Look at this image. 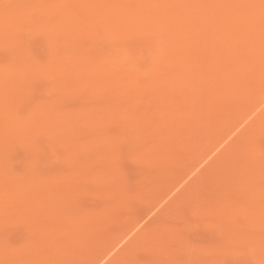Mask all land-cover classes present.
I'll return each instance as SVG.
<instances>
[{"label": "rangeland", "instance_id": "1", "mask_svg": "<svg viewBox=\"0 0 264 264\" xmlns=\"http://www.w3.org/2000/svg\"><path fill=\"white\" fill-rule=\"evenodd\" d=\"M17 1L16 0H0V17H1L0 24L3 18L4 22L2 21V23L5 24L6 22V25L11 27L4 34L0 31L1 33L0 34L1 36L0 37V96L2 97V98L0 97V106L3 108L1 109L0 107V111H1L0 113V197L2 199H5L11 202L18 201V200H23L24 202H26V204H28L26 208L22 207L23 203L19 204L17 202V203H12L11 205L15 204L16 206L15 210L18 212L22 210L23 211L27 210L25 211V213L27 212L28 215L37 216L38 222H37V218L31 219V220L33 222H35L34 220H36L35 224L38 223L37 226L39 227L40 225L42 229H45V225H48L46 220H49V219H52L53 221L55 220L58 224L63 222L62 220L66 221L67 219H72V218L76 219V222L77 223L79 222L78 226L76 225L77 224L76 222H74L75 224L73 223V225L77 226L78 228L79 227L83 228L84 226L85 235H83V237L73 236L70 239H68L67 242L69 243V240L71 241L73 240L72 242L76 246V248H78L77 246H80L81 243L84 242V245L82 244L83 247L81 246L80 249L78 248L79 250H83V248H85L86 246L88 248L90 247L89 249L92 250L91 248L94 246L93 252L95 250L101 252V253L99 252L96 253L95 251L93 253L91 251L93 254H90L89 249H85L84 250L85 252L81 251L80 253L81 257H84L83 259L85 261H81L82 260L81 257L79 258L76 257L77 260L75 261L77 262V264L79 262L78 259H80L81 264H85V263L88 264L90 260L92 259L94 260L93 256L95 258L97 257L95 259L97 260L98 258L101 257L102 254H104L107 251V249L106 251L104 250V247H106L107 245V240L114 241L113 243H111V245L114 244L120 238V236H122L126 231H128V229L133 228L134 226H136V228L134 229V232L136 233L138 232L139 229H142V228L145 229V227H147L145 231V233L147 232L146 234H148V232L150 234L152 231H157L160 226L166 230L168 229V231L171 234L166 233L167 235L170 234L167 236L168 237L167 239L169 240L171 239V240L166 244V246L167 245L169 247L172 246L171 250L168 246L167 247L165 246L166 249L165 247L164 248L159 247L160 248L159 249L157 248L156 245L155 246L153 245V242H150V244H152L154 248L151 245H150L151 248L149 246L147 247V244L149 243V241L151 240L153 241L152 239L153 237L151 238V240H149L150 239L149 237L148 239L149 241L147 242H146L147 239L146 240L138 239L137 243H132L129 245L126 244V246L125 245L120 246L122 249H119L118 254H117L118 255L117 257L120 259L114 258V261L116 260L115 262L114 261L112 262V260L109 262V260L106 258L102 262H100L101 264H130V263L133 264L134 261H137V263L134 262V264H138V263L139 264H159V263H162V264L164 263L165 264H220V263L221 264H261L262 263L264 264L263 263L264 257L262 253L260 254L261 252L260 250H262L261 248L264 247V244L262 247L261 246L262 243H261L259 236L255 234V233L259 234V232L251 231L250 234L254 236L250 240H248L247 236L249 234H247V232L250 231L251 229V225H250L251 219H248V215L245 214L244 209H241V207L245 204L246 206H249V204L251 203L255 204L256 201H258V199L249 198V200L247 199V201H245L246 203L245 202L242 203V200L240 198L239 199L237 198L236 203L239 204L240 210H238L239 212L235 213V215L233 216V219L215 217V216H212V217H215L214 219L213 218L206 219L205 218L206 216H202L203 210H204L203 207H200L198 205L199 198L201 195H203V193L205 194L210 193L216 196L220 194V191L217 188H215L217 187V185H215L214 182L217 181L222 175V172H223L222 170H224V168L222 169V166L230 167L233 169H241V167L242 168L245 167L244 161H242V159L240 158V155L241 157L244 156L242 155L244 154L243 151L240 152L241 154L239 153L240 155L234 152L236 155L232 154L230 158L229 157L227 158L226 156L227 154L224 155L225 157L220 155V153H222L221 152L222 149L225 147L227 148L229 146L227 143L228 141L233 140L234 142L235 138L237 140L240 139L238 140L240 142L238 141H237L238 143L236 142L239 145L240 144L245 145L250 141L247 147L253 146L252 148H250V152L251 151L252 152L250 153L247 151L245 155L247 153H250V155L251 154L253 155L251 157H255V158L257 157L256 159H258V161L260 160V164H258L260 166L264 163V114H263L264 113L263 111L264 110V57H263L264 56V52H263L264 46L262 47L263 48L262 49L259 45H257L259 44L260 41L262 42V44H264V40H263L264 39V34H263L264 33V6L262 7L261 0H243V1L242 0L240 1L239 0L238 1L229 0V2H227L228 5L226 4L227 7H225L223 12L221 8L218 11L214 10V8H216V3L214 0H210V2H208L209 0L208 1L204 0V2L203 0H191V1L190 0H180L179 1L180 3H178V0H171V1L160 0L161 2L160 7L158 4L160 2L158 0H147V1L142 0L141 2L140 0H138V2L137 0H132V1L127 0V2L124 3L120 7H117V6H118V3L122 1L118 2V0L114 5H113V0H92L91 2L90 0H87L88 2L86 3V5L83 3L79 4L77 2L79 0H75L76 3L74 2V0L73 1L68 0L69 2H67V0H63V1L62 0L60 1L59 0H44V1L43 0H39V1L38 0H28V1L27 0H17ZM26 1L29 3H27ZM55 1L56 3H54ZM187 1H189L188 2L189 4L187 3ZM192 1L194 2L195 5L190 3ZM30 2H33L34 4ZM70 2L72 3V6H70ZM135 2L137 3V5ZM196 2L197 3L199 2L200 4H202V6L199 4L201 7L200 9L198 8L199 5L196 4ZM207 2L209 5H207ZM243 2L244 3L246 2L247 5L246 3L243 4ZM40 3L42 6L40 5ZM236 3H239V4L241 3V6L238 7V4ZM59 4L60 6H58ZM145 4H146V7H145ZM162 4H163V7H162ZM37 5H39L40 7ZM99 5H100V8H103V9L98 10L97 13L94 12L96 8H99L98 7ZM210 5H213L214 7ZM52 6H55V7H52ZM106 6H107V9H106ZM167 6H170L171 9L170 7H167ZM16 7L18 9H16ZM43 7H46V9ZM88 7L90 9H88ZM209 7L211 8V10L212 9L213 10L210 11ZM247 7L253 10L251 12V15L253 12H255L251 17L248 16L249 18H247L246 17L247 15L243 14L242 12V10L246 12L244 9H246ZM14 8L16 10H19L20 8L19 11L21 12L22 16L18 14L19 11H16ZM53 8H55V10ZM129 8L133 11L130 12L131 10ZM197 8L200 11H198ZM168 10L170 11V13L167 12ZM116 11L117 12L119 11L118 12V14H120L119 17H117L118 14L117 15L111 14ZM124 11H127V12H124ZM188 11L191 13L190 14L188 13L187 15L186 12ZM91 12L93 14H91ZM207 12L209 13V15L207 14V19L203 18L204 16L206 17ZM85 13H86L85 17L88 19L84 17ZM8 14H10L11 19ZM23 14H25V16ZM68 14H70L71 16ZM89 14L92 16H90ZM166 14L171 15V17L169 15L167 16ZM74 15L77 16L76 18L78 19V21L75 20L76 18ZM151 15L153 16L154 20ZM220 15H222L223 18ZM224 15L226 16L224 17ZM69 17L70 18L72 17L74 21L72 20V21L67 22L66 19ZM218 17L219 18L221 17L224 20V22L222 21L221 18H220L221 20H219ZM16 18L17 19L19 18V20L17 21ZM63 18L64 19L66 18V19L64 20ZM149 18L152 19V21L149 20ZM169 18L171 20H169ZM187 18L190 21H188ZM208 18H209V21H208ZM7 19L9 20L7 21ZM28 19H30V21ZM158 20L160 21V23L158 22ZM177 20L179 21V23L181 22L183 23H181L179 26V23ZM20 21L22 22L20 23ZM98 21L99 23L97 24L96 22ZM138 21L141 23H138ZM168 21L171 22V24L169 23L171 26L170 25L166 26L168 24L167 23ZM39 22H41L42 24ZM92 22H95L97 24V27H96V24L93 23V25L95 26L93 30L91 29V31H93L91 33L92 35H90L88 38H85L83 40H79L78 43L76 40H73L74 37L76 38V35L79 34V30L81 33V30H83V27ZM143 22H145L144 25H143ZM204 22L206 23L204 24ZM35 23L36 24L39 23V25L38 24L36 25ZM71 23L72 24L75 23L76 26L75 25L73 26L76 29H74ZM213 23H214V27L216 26L215 28L210 25ZM9 24H12V26ZM106 24H109V25L107 26ZM217 24L220 26L218 27ZM234 24L237 26H235ZM164 25H165V28H164ZM36 26L38 27L40 26V27L36 28ZM151 26H152V29H151ZM221 26H224V27L221 28ZM239 26L242 27V29L239 28L241 29L240 32H237V34L234 33L232 35V30ZM243 26H246L244 28L245 30L243 29ZM261 26H263V28ZM67 27L71 29H68ZM126 27H127L129 35H127ZM186 27L188 29H184ZM217 27H218V30L216 29ZM124 28H125V31H123ZM258 28L259 30L261 29L260 35L263 34L262 35L263 37L259 36V31L256 32V29ZM131 29L133 30L131 31ZM135 29L137 30V32H135L136 31ZM173 29L175 31L177 30L176 31L177 33ZM72 30H74L75 32L73 33ZM109 30L110 31L112 30V33ZM253 30L257 34L253 33L254 32ZM179 31L181 32L179 33ZM228 31L229 33H231L230 34L231 37H229L230 35L228 36ZM105 32L107 33V35ZM95 33H96V36H95ZM72 34L74 35L73 38L71 37ZM170 34H173V35H170ZM220 34H224V35H222L221 37H218L220 36ZM174 35L175 36L179 35L181 39L179 36L175 37ZM246 35L247 37L250 35V37L246 39ZM252 36H254L255 38L258 36L262 39L258 43H252L251 41H255V38ZM120 37L122 38V40ZM232 37L234 39H232ZM162 38H163V41H162ZM238 38H239V42L237 40ZM92 39L93 41H91ZM168 39H169V42H167ZM226 39L229 41L231 45L233 44L231 47H230V44H228V41ZM235 40H237V42ZM257 40H259V38L258 39L256 38L255 42H257ZM179 41H181V43H179ZM214 41L216 43H214ZM233 41L235 44L233 43ZM240 41H242L241 47L239 46V44H241ZM247 41H248V44L245 43ZM173 42H174V45H172ZM82 43L84 44V46ZM177 43H179V45ZM249 43L252 44L251 47ZM176 44L179 47H177ZM215 44L217 45L213 46ZM236 45L239 47L238 48L235 47ZM243 45L244 47L247 45L245 47L247 49L246 55H248L249 52L251 53V55H248V57L245 56L242 58V56H244V54L246 53L245 52L246 49L243 48ZM169 46L170 47L173 46L174 48H170ZM221 46L225 48H222ZM227 46L230 48L228 49ZM247 47L250 49V51H248ZM258 47H260L261 49ZM94 48L96 50H94ZM235 48L237 50L238 55L236 54L235 51H233V49ZM163 50L166 52V54ZM242 50H244L245 53ZM255 50L256 52H254ZM238 51H240L241 54L243 53V55L241 56L238 53ZM81 52H84V53H81ZM161 52L163 55L161 54ZM212 52L214 53V56L212 55L213 54ZM223 52H226V54ZM175 53H177L178 55H176ZM216 53H219L220 55L217 57ZM224 54L226 57L225 56L223 57ZM259 54L260 55L262 54V56L260 57ZM208 55H212V56H209L210 57L209 58ZM253 55L254 57H258L259 59H261L259 60L260 63H258L259 61H256L258 60V58L256 59L252 57ZM157 56L159 57L162 56V57L159 58ZM249 56H250V61L253 60L254 63L257 62L256 63L257 67L255 66V68H253L255 71L252 69L254 72H252L251 75L249 74L250 75L248 76L249 78L246 77L245 79H242L240 82V85L239 84L236 85V87L238 88H236V90L233 91V93L234 92L240 93L241 97L244 96L243 98L240 97V99L244 102H242L240 99H238V101L240 100L241 103L240 101L239 102L236 101L237 98L231 99L230 98L231 95L225 93L224 88H221V87L211 88V86L213 85V82L215 84V80H216V83H221L222 81H225L226 79L228 81L229 80L231 81V79L235 75L241 76V74L245 72L243 71L244 67L246 68L244 64L246 63L245 61L247 59L249 60ZM167 57L168 58L170 57V58L167 59ZM214 57H217V58L214 59ZM262 57H263V60H262ZM179 59H181L182 61ZM183 59L187 60V61L185 60L186 63L184 62ZM212 59L214 61L218 59L219 61L218 62L216 60L218 63L215 61V65L217 63L216 65L217 71L214 68H211V66L209 68V65ZM240 59H243V60L240 62ZM162 60H163V63H162ZM226 60L227 62L224 63L223 61H226ZM118 61L120 64L118 63ZM58 62L59 64H57ZM168 62H171V63L169 64ZM62 63L64 66H60L62 65ZM189 63L192 67H190ZM219 63L223 67H221ZM261 63L263 66L261 65ZM201 64L203 65L201 66ZM225 64H226V67H224ZM227 64L229 66L228 69L229 70L231 69L230 70L231 72L228 71ZM241 66L243 67V69L241 68ZM59 67H61L62 69ZM188 67H189V70H188ZM201 67H203L204 69ZM157 68H159V70ZM183 68H186V69H183ZM219 68L220 69L226 68L228 71V73L226 72L227 75L226 73H224L226 69H223V70L221 69L224 74L222 75V73L220 74L221 70H218ZM211 69L214 70L213 73ZM235 69L237 72L235 71ZM96 70L98 71L96 72ZM124 71L125 73H127L128 71L129 72L125 74ZM239 71L241 74L239 73ZM201 72H203L204 77L202 76ZM185 73L187 74L186 76H185ZM189 75L192 80L189 78ZM256 75L257 76L259 75V77H257ZM87 76L89 77L91 76V77L89 78ZM161 76H163V78ZM198 76L199 78L197 79ZM222 76H223V79L221 78ZM187 78L190 79L192 83L187 82L188 81ZM193 78H195L194 81H193ZM219 78L221 80H219ZM183 79H184V82H183ZM258 79H260L259 80L260 82L256 81ZM4 81H5V84H4ZM169 81L170 83H168ZM205 81L206 82L208 81L210 83L208 82L205 83ZM201 82L203 84L205 83L204 86H202ZM251 82H253L252 85H251ZM165 83L167 85H165ZM206 84H207L206 86L207 88L209 89L211 88L209 91L210 93L212 92L211 93L212 95L209 94L211 95V97L207 94L209 93L207 92V90L209 89L205 87ZM256 84H257V87H256ZM117 85H120V86H117ZM261 85H262V88H260ZM154 86L158 88V90ZM215 88H217V91ZM257 89L260 92L256 91ZM4 90L7 92L8 97L2 96V92L6 93ZM240 90L242 92H240ZM10 91L13 93H10ZM218 91L219 93L222 92L219 94L220 96L216 95V97L219 96L218 99H215V97L213 98L212 97L213 94L215 96V94H218L217 93ZM194 92L196 94H194ZM243 93L244 94L247 93V95H244ZM250 93H253V94H250ZM224 94L226 95V97ZM240 95L238 94V98ZM248 95L251 96L250 97L251 99L248 98ZM246 96H247V99L245 98ZM191 97L194 99H192ZM173 98L175 99L173 100ZM213 99H215V102L213 101ZM227 100H229L228 103H227ZM193 101L196 103L194 104ZM217 101H220L217 104L218 107H214L215 105L213 104L216 103ZM234 101L238 103V106H235L237 105V103H235ZM211 102H213V104ZM221 102H223L224 107L221 105L222 104ZM210 104L213 105L214 109H212L213 107L209 109ZM113 105L115 107H113ZM188 108L190 109L189 111H188ZM196 108L197 109L199 108V109L197 110ZM94 110L96 112H94ZM252 110H254V112H252ZM237 111L239 112L241 111L242 113L240 112L241 114H239V112ZM16 112L18 115L16 114ZM226 112L229 114H227ZM9 113L11 115H9ZM88 113L90 116L88 115ZM6 114L11 116L10 122L8 120L9 117ZM97 114H99V116ZM237 114L239 115L237 116ZM92 115H94V117L96 115L95 119ZM196 115L199 116L200 118L198 117L196 119ZM248 115L249 117H247ZM163 117H165V119ZM82 118L83 120L85 119L83 121L85 122V124L81 121ZM245 118L247 119L244 121ZM137 120H139V123ZM252 120L256 121L254 122L255 131H256L255 134H253L254 130L250 132L251 134H253L252 136H254V138L250 136L251 135L250 133L248 137L247 135H245V137H247L246 139L244 136L242 138H237V136L235 137V135H237L238 132L242 131L244 127L246 126V124H248ZM86 121L87 122L89 121V122L87 123ZM132 121L136 122L138 125L136 123L134 124ZM183 121H186L184 122L185 124L183 123ZM212 121H214V123ZM148 123L151 124V126ZM153 123L155 124L153 125ZM141 124H142V127H141ZM174 124H176V126ZM211 124L213 125V127H211L212 126ZM162 125H164V127ZM258 126L259 128H257ZM179 127H180V130H179ZM135 129H136V132H135ZM202 129L204 132L201 131ZM207 129H210V131ZM73 131H76V132H73ZM98 134L99 136H97ZM165 135L167 136V138H165L166 137ZM225 136L226 137L228 136L227 139ZM161 138H162V141H160ZM27 139H29L30 141ZM171 140L172 141L174 140L175 142L174 141L172 142ZM166 142L168 144H166ZM230 149H231V146H230ZM165 150L167 151L166 154H165ZM231 150L233 151L234 149L232 148ZM211 151H213V153ZM150 152H152L151 155H150ZM230 152H228L229 155L231 154ZM143 153L146 155H143ZM145 156H146V159L148 158L147 161L145 160ZM159 158L161 159V161L163 160L162 163ZM178 159L181 160L182 163L179 162ZM249 165L251 167L250 174L248 175L249 177L247 176L245 178V182H242V183L245 185L244 187H247L251 193L253 190V193L262 192L264 195V185L262 184L264 183V178H263L264 173H260L262 170L264 172V169H263L264 164L262 165V167L259 166V168H261L260 172L258 170L255 171L257 169L256 165L253 164V167H252V164H249ZM154 169H157L159 171L154 170ZM109 171L111 175H109ZM6 172L8 173V175ZM106 172H108L107 173L108 175L106 174ZM258 172L260 173V175ZM167 173L169 174L167 175ZM108 176L109 178L107 179ZM169 178H170V181H169ZM214 188H215V191H214ZM98 189H100V191ZM54 203L56 205L58 204L57 208H53V211H52L53 214L51 213L50 216L47 218V214H45L44 212L45 210H48L47 208H49L51 204H54ZM11 205L5 206L0 202V225H1L0 226L1 227L0 228V243L1 242L6 243V245H8V249H12L11 251L14 253L16 252L14 249L16 250L19 249L18 251L21 252L23 248H24L23 249V252H24V250L26 249L25 246L28 244V241H29V233L31 230L29 228H30V225L33 224V222H31V220L29 221V216L27 214H25L26 218H24V212H22L23 214L20 215L23 217L22 219L21 218L19 219V216H17L18 219L15 217V215L11 216V211H10ZM120 206H124V207L121 208ZM28 210H31L30 213L28 212ZM78 214H80L81 216H79ZM42 215L46 218H44ZM74 215H76V217ZM78 218H80L79 221H78ZM39 219L43 221L41 220L39 221ZM85 220H88L85 222L87 223L86 225L84 223ZM81 222L84 224L81 225L80 224ZM92 222H94V224L96 223L97 226L95 227L94 225L93 227L92 226L93 224H90ZM90 225L91 227H93V230H94L93 233L95 235L93 237H92L93 233L91 234L92 231H88V230H92L91 227H89ZM87 227H89V229ZM97 227H98L99 232L101 229L100 234H98V232L97 233L95 232L97 231L95 229ZM151 227H153V229ZM261 231L264 232V230H261ZM86 233H89L90 235ZM101 233H102V238H98L99 236L101 237ZM97 234H98V237H97ZM89 237L92 238V240H90ZM87 238H89L90 241ZM242 238H245V239H242ZM253 238H256V239H253ZM172 239L173 240L179 239V240H174V241H177V242L179 241L183 243L178 244L177 242H174ZM97 240H99L100 242ZM104 241H105V244H103ZM247 241L248 242L251 241L250 243L253 242L254 244L252 243V246L249 247L248 244L246 245V243H248ZM85 242L86 244L87 242H89L88 244L92 243L91 244L92 246L91 245L85 246ZM65 244L66 242L63 243V246H67ZM102 244L104 246H102ZM142 244H146V245H144L143 247ZM0 247L2 248V246ZM3 248H4V245H3ZM256 250H258L259 252ZM11 251H10V256H11ZM86 251H88V253ZM155 251H157V253ZM3 252H7V251L5 250ZM172 252H174L173 255L171 254ZM8 253L9 252H7V254ZM153 253L154 254L156 253L155 256L158 254L157 256L159 257H156V258H159L160 260L153 257L154 256ZM82 254H85V255H82ZM89 254L92 257V259H90L91 257L89 258ZM259 254L260 256H258ZM111 255H112V252L109 254V258H112ZM162 255L167 256V258L165 257V259L163 260L161 257ZM87 257L88 259H90L88 260V262H86ZM132 257L133 259L131 260ZM260 257H262L263 259ZM8 258H10V260L12 261L11 257H8ZM7 259H4L3 262H6ZM259 259L260 260L262 259L263 261H260ZM106 260H108V262ZM82 262H85V263H82ZM199 262H202V263H199ZM0 263L2 262L0 261ZM93 263L94 262L92 261L91 264ZM43 264H45V262Z\"/></svg>", "mask_w": 264, "mask_h": 264}, {"label": "bare ground", "instance_id": "2", "mask_svg": "<svg viewBox=\"0 0 264 264\" xmlns=\"http://www.w3.org/2000/svg\"><path fill=\"white\" fill-rule=\"evenodd\" d=\"M17 1V0H16ZM28 1V0H27ZM26 1V2H27ZM39 1V0H38ZM44 1V0H43ZM60 1V0H59ZM63 1V0H62ZM73 1V0H72ZM92 0H90V2H91ZM119 1H122V2H119ZM130 1V0H129ZM132 1V0H131ZM142 0H140V2H141ZM145 1H147V0H145ZM159 2H160V0H158ZM168 1H171V0H168ZM180 0H178V3H180L179 2ZM191 1V0H190ZM206 1H208V0H206ZM205 1V2H206ZM215 1V3H216V8H214V10L215 11H218V10H220V8H221V10H222V12L224 11V9H225V7H227L226 6V4H227V2H229V0H214ZM213 1V2H214ZM238 1V0H237ZM240 1V0H239ZM243 1V0H242ZM18 2V1H17ZM34 2V1H33ZM33 2H30V3H32V4H34ZM41 2V1H40ZM67 2H69L68 0H67ZM74 2H75V0H74ZM79 4H81V3H83V4H85L86 5V3L88 2L87 0H79V1H77ZM94 2V1H93ZM117 2V0H113V5L115 4ZM118 6L117 7H120V6H122L124 3H126L127 2V0H118ZM137 2H138V0H137ZM154 2V1H153ZM152 2V3H153ZM164 2V1H163ZM184 2V1H183ZM186 2V1H185ZM189 1H187V3H188ZM201 2V1H200ZM203 2H204V0H203ZM208 2H210V0L208 1ZM208 2H207V5H209L208 4ZM212 2V1H211ZM234 2V1H233ZM250 2H252V1H250ZM27 3H29V2H27ZM38 3V2H37ZM43 3V2H42ZM47 3V2H46ZM54 3H56V1L54 2ZM62 3V2H61ZM65 3V2H64ZM76 3V2H75ZM77 3V4H78ZM96 3V2H95ZM128 3H130V2H128ZM136 3V2H135ZM145 3V2H144ZM158 3V2H157ZM167 3H169V2H167ZM171 3V2H170ZM177 3V2H176ZM190 3H192L193 5H195L194 4V2L192 1V2H190ZM202 3V2H201ZM231 3V2H230ZM246 3V2H245ZM244 2H243V4H245ZM249 3V2H248ZM22 4V3H21ZM26 4V3H25ZM24 4V5H25ZM112 4V3H111ZM143 4V3H142ZM159 4V7H160V4H161V2L160 3H158ZM173 4V3H172ZM172 4H170V5H172ZM189 4V3H188ZM191 4V5H192ZM196 4H200L199 2L197 3L196 2ZM203 4V3H202ZM202 4H200L201 6H202ZM236 4H238V7L239 6H241V3L239 4V3H236ZM13 5H14V3H13ZM30 5V4H29ZM40 5H41V3H40ZM53 5V4H52ZM56 5V4H55ZM62 5V4H61ZM69 5V4H68ZM85 5H83V6H85ZM103 5V4H102ZM112 5V6H113ZM117 5V4H116ZM127 5V4H126ZM136 5H137V3H136ZM140 5H141V3H140ZM154 5V4H153ZM157 5V4H156ZM165 5V4H164ZM167 5V4H166ZM176 5V4H175ZM184 5H186V4H184ZM183 5V6H184ZM192 5V6H193ZM200 5H199V9L201 8L200 7ZM204 5H205V3H204ZM207 5H206V7H207ZM228 5V4H227ZM246 5H247V3H246ZM37 6H39V5H37ZM42 6V5H41ZM45 6V5H44ZM58 6H60V4L58 5ZM70 6H72V3L70 2ZM69 6V7H70ZM95 6V5H94ZM128 6H130V5H128ZM134 6V5H133ZM152 6V5H151ZM158 6V5H157ZM210 6H213V5H210ZM15 7V6H14ZM22 7H24V6H22ZM35 7V6H34ZM40 7V6H39ZM49 7V6H48ZM52 7H55V6H52ZM66 7V6H65ZM82 7V6H81ZM90 7V6H89ZM88 7V9H90ZM99 8H96L95 9V7H94V12H98V10H100V9H103V8H100V5L98 6ZM109 7H110V5H109ZM132 7V6H131ZM139 7V6H138ZM145 7H146V4H145ZM162 7H163V4H162ZM161 7V8H162ZM167 7H170V6H167ZM196 7V6H195ZM214 7V6H213ZM263 7V6H262ZM43 8H45L46 9V7H43ZM62 8V7H61ZM68 8V7H67ZM71 8V7H70ZM80 8V7H79ZM83 8V7H82ZM86 8V7H85ZM115 8V7H114ZM122 8V7H121ZM121 8H119V9H121ZM150 8V7H149ZM156 8V7H155ZM175 8V7H174ZM173 8V9H174ZM177 8V7H176ZM197 8V9H198ZM204 8V7H203ZM202 8V9H203ZM210 8V7H209ZM13 9V8H12ZM15 9V8H14ZM16 9H18L17 7H16ZM15 9V10H16ZM33 9V8H32ZM39 9V8H38ZM54 10H55V8H53ZM105 9V8H104ZM106 9H107V6H106ZM110 9V8H109ZM108 9V10H109ZM123 9H125V8H123ZM130 9V8H129ZM133 9H134V7H133ZM137 9V8H136ZM140 9V8H139ZM158 9V8H157ZM169 9V8H168ZM170 9H171V7H170ZM182 9V8H181ZM198 9V11H200ZM208 9V8H207ZM206 9V10H207ZM253 9H255V8H253ZM19 10H20V8H19ZM19 10H16V11H19ZM31 10V9H30ZM66 10V9H65ZM72 10V9H71ZM111 10V9H110ZM131 10V9H130ZM138 10V9H137ZM144 10H146V9H144ZM192 10V9H191ZM213 10V9H212ZM211 10V8H210V11H212ZM229 10V9H228ZM246 12H244L243 10H242V12H243V14H246L247 16V18H249L248 16H252L255 12H253L252 13V15H251V12L253 11V10H251V8H246V9H244ZM259 10H261V9H259ZM14 11V10H13ZM25 11H26V9H25ZM32 11V10H31ZM30 11V12H31ZM45 11V10H44ZM52 11V10H51ZM58 11V10H57ZM84 11V10H83ZM88 11V10H87ZM105 11V10H104ZM133 10H131L130 12H132ZM158 11V10H157ZM164 11V10H163ZM182 11V10H181ZM226 11V10H225ZM255 11V10H254ZM10 12V11H9ZM28 12V11H27ZM35 12V11H34ZM46 12H48V11H46ZM50 12V11H49ZM68 12V11H67ZM93 12V11H92ZM91 12V14H93ZM101 12H103V11H101ZM101 12H100V14H101ZM119 12V11H118ZM118 12L116 11V12H114V13H111V14H115V15H117L118 14ZM124 12H127V11H124ZM168 13H170V11L168 10L167 11ZM183 12V11H182ZM194 12V11H193ZM192 12V13H193ZM208 12H209V10H208ZM206 13V17L204 16L203 17V15H202V17L203 18H206L207 19V14L209 15V13ZM11 13V12H10ZM13 13H15V12H13ZM25 13V12H24ZM110 13V12H109ZM153 13V12H152ZM166 13V12H165ZM174 13V12H173ZM176 13V12H175ZM181 13V12H180ZM188 13L190 14L191 12H186V14L188 15ZM215 13V12H214ZM225 13H227V12H225ZM18 14H20L21 16H22V14H21V12L19 11V13ZM17 14V15H18ZM30 14V13H29ZM40 14V13H39ZM61 14V13H60ZM64 14H65V12H64ZM125 14V13H124ZM130 14V13H129ZM140 14V13H139ZM138 14V15H139ZM159 14H161V13H159ZM158 14V15H159ZM178 14V13H177ZM203 14V13H202ZM213 14V13H212ZM9 16H10V14H8ZM15 15V14H14ZM24 16H25V14H23ZM53 15H54V13H53ZM63 15V14H62ZM68 15H70V14H68ZM90 15V14H89ZM109 15V14H108ZM167 15V14H166ZM169 15V14H168ZM167 15V16H168ZM175 15V14H174ZM174 15H173V17H174ZM194 15V14H193ZM205 15V14H204ZM211 15V14H210ZM227 15V14H226ZM226 15H224V17L226 16ZM27 16V15H26ZM42 16V15H41ZM49 16H50V14H49ZM71 16V15H70ZM75 16V15H74ZM74 16H72V17H74ZM86 16V13H85V15H84V17ZM90 16H92V15H90ZM89 16V17H90ZM97 16H98V14H97ZM120 16V14H118V16L117 17H119ZM135 16V15H134ZM152 16V15H151ZM163 16V15H162ZM165 16V15H164ZM170 17H171V15H169ZM178 16V15H177ZM186 16V15H185ZM216 16V15H215ZM217 16H218V14H217ZM221 17H222V15H220ZM7 17V16H6ZM65 18L66 20H67V22L68 21H72L73 20V18ZM77 16H75V18H76ZM102 17H103V15H102ZM102 17H100V18H102ZM109 17V16H108ZM129 17V16H128ZM131 17H133V16H131ZM191 17V16H190ZM197 17V16H196ZM201 17V18H202ZM220 17V18H221ZM1 18V17H0ZM13 18H15V17H13ZM25 18V17H24ZM43 18V17H42ZM49 18V17H48ZM86 18V17H85ZM99 18V19H100ZM105 18H107V17H105ZM116 18V17H115ZM114 18V19H115ZM143 18V17H142ZM141 18V19H142ZM152 18H153V16H152ZM157 18V17H156ZM164 18V17H163ZM192 18V17H191ZM199 18V17H198ZM214 18V17H213ZM217 18V17H216ZM219 18V17H218ZM219 18V20H221ZM227 18V17H226ZM226 18H225V20H226ZM10 19H11V16H10ZM17 19V18H16ZM40 19V18H39ZM44 19V18H43ZM43 19H41V20H43ZM64 19V18H63ZM64 19V20H65ZM81 19V18H80ZM86 19H88V18H86ZM85 19V20H86ZM95 19V18H94ZM98 19V18H97ZM121 19V18H120ZM130 19V18H129ZM140 19V18H139ZM147 19V18H146ZM159 19H160V17H159ZM188 19V18H187ZM195 19H197V18H195ZM205 19V20H206ZM9 19H7V21H8ZM19 20V18L17 19V21ZM27 20V19H26ZM29 21H30V19H28ZM33 20V19H32ZM45 20V19H44ZM48 20V19H47ZM63 20V21H64ZM75 20H77L78 21V19L76 18ZM92 20V19H91ZM101 20V19H100ZM99 20V21H100ZM149 20H151L152 21V19H150L149 18ZM153 20H154V18H153ZM161 20H162V18H161ZM169 20H171L170 18H169ZM174 20V19H173ZM200 20V19H199ZM204 20V21H205ZM210 20H212V19H210ZM218 20V21H219ZM2 21L4 22V20H3V18H2ZM2 21H1V24H0V31L4 34V33H6L8 30H9V28H11V27H9L8 25H6V22H5V24H3L2 23ZM11 21V20H10ZM12 21H13V19H12ZM11 21V22H12ZM25 21V20H24ZM36 21V20H35ZM74 21V20H73ZM80 21V20H79ZM99 21L98 22H96L97 24L99 23ZM105 21H107V20H105ZM123 21V20H122ZM121 21V22H122ZM136 21V20H135ZM157 21V20H156ZM166 21V20H165ZM178 21V20H177ZM183 21V20H182ZM188 21H190L189 19H188ZM208 21H209V18H208ZM222 21L224 22V20L222 19ZM259 21V20H258ZM22 21H20V23H21ZM26 22V21H25ZM81 22V21H80ZM83 22V21H82ZM112 22V21H111ZM110 22V23H111ZM113 22H114V20H113ZM130 22V21H129ZM137 22V21H136ZM158 22L160 23V21L158 20ZM185 22V21H184ZM193 22V21H192ZM207 22V21H206ZM206 22H204V24L206 23ZM233 22V21H232ZM10 23V22H9ZM15 23V22H14ZM39 23H41V22H39ZM39 23H37L38 25H39ZM44 23H45V21H44ZM49 23V22H48ZM47 23V24H48ZM50 23H52V22H50ZM75 23H77V22H75ZM75 23L74 24H72V26L73 25H75ZM87 23H88V21H87ZM87 23H85V24H87ZM93 23L94 24H96L95 22H92V23H89V24H87V25H85L84 27H83V30H81V33H80V30H79V34L78 35H76V38L74 37V35L72 34L71 35V37L73 38L74 37V39L73 40H76L77 41V43H78V41L79 40H83V39H85V38H88L90 35H92L91 33L93 32V31H91V29L93 30L94 29V26L95 25H93ZM135 23V22H134ZM138 23H141V22H139L138 21ZM150 23V22H149ZM154 23V22H153ZM168 24L166 25V26H168V25H170L171 24V22H167ZM170 23V24H169ZM175 23V22H174ZM178 23H179V21H178ZM177 23V24H178ZM181 23H183V22H181ZM181 23H179V26H180V24ZM188 23V22H187ZM197 23V22H196ZM208 23V22H207ZM220 23V22H219ZM226 23V22H225ZM231 23V22H230ZM257 23H259V22H257ZM13 24V23H12ZM12 24H9V25H11L12 26ZM34 24V23H33ZM36 24V23H35ZM36 24V25H37ZM42 24V23H41ZM63 24V23H62ZM62 24H61V26H62ZM67 24H69V23H67ZM97 24H96V27H97ZM145 24V22H143V25ZM147 24V23H146ZM151 24V23H150ZM156 24V23H155ZM163 24H165V23H163ZM199 24V23H198ZM216 24V23H215ZM2 25H4V26H2ZM6 25V26H5ZM14 25V24H13ZM25 25V24H24ZM84 25V24H83ZM107 26L109 25V24H106ZM112 25H113V23H112ZM121 25V24H120ZM126 25V24H125ZM132 25H134V24H132ZM160 25V24H159ZM184 25V24H183ZM182 25V26H183ZM194 25V24H193ZM209 25V24H208ZM211 26H213L214 27V23L213 24H210ZM218 25V24H217ZM223 25H224V23H223ZM235 25V24H234ZM259 25V24H258ZM15 26H16V24H15ZM69 26V25H68ZM76 26V25H75ZM127 26V25H126ZM130 26V25H129ZM140 26H142V25H140ZM139 26V27H140ZM146 26H148V25H146ZM152 26H153V24H152ZM152 26H151V29H152ZM171 26V25H170ZM174 26V25H173ZM204 26V25H203ZM220 25H218V27H219ZM228 26V25H227ZM233 26V25H232ZM235 26H237V25H235ZM242 26V25H241ZM249 26V25H248ZM257 26V25H256ZM255 26V27H256ZM34 27V26H33ZM38 26H36V28H37ZM40 27V26H39ZM38 27V28H39ZM44 27V26H43ZM47 27V26H46ZM58 27V26H57ZM74 27V26H73ZM81 27V26H80ZM114 27H115V25H114ZM113 27V28H114ZM123 27H125V26H123ZM138 27V28H139ZM177 27V26H176ZM185 27V26H184ZM189 27V26H188ZM208 27V26H207ZM216 27V26H215ZM214 27V28H215ZM218 27L216 28L217 30H218ZM222 27H224V26H221V28ZM230 27V26H229ZM246 26H243V29L245 28ZM259 27V26H258ZM262 28H263V26H261ZM68 28V27H67ZM88 28H90V29H88ZM101 28H103V27H101ZM100 28V29H101ZM105 28V27H104ZM107 28V27H106ZM110 28V27H109ZM146 28V27H145ZM149 28V27H148ZM164 28H165V25H164ZM170 28H172V27H170ZM192 28H193V26H192ZM226 28H228V27H226ZM239 28H241L242 29V27H237V28H235V29H233L232 30V35L234 34V33H236L237 34V32H240V30L241 29H239ZM53 29H54V27H53ZM60 29V28H59ZM62 29V28H61ZM64 29V28H63ZM68 29H71V28H68ZM74 29H76L75 27H74ZM79 29H81V28H79ZM97 29V28H96ZM118 29H119V27H118ZM128 29H130V28H128ZM147 29V28H146ZM163 29V28H162ZM176 29V28H175ZM179 29V28H178ZM184 29H188L187 27L186 28H184ZM247 29V28H246ZM248 29H249V27H248ZM49 30V29H48ZM104 30V29H103ZM120 30H121V28H120ZM126 30H127V27H126ZM133 29H131V31H132ZM136 30V29H135ZM134 30V31H135ZM140 30V29H139ZM142 30H143V28H142ZM141 30V31H142ZM145 30V29H144ZM156 30V29H155ZM174 30V29H173ZM172 30V31H173ZM213 30H215V29H213ZM245 30V29H244ZM73 31V33L75 32L74 30H72ZM98 31V30H97ZM108 31V30H107ZM110 31V30H109ZM123 31H125V28L123 29ZM164 31V30H163ZM171 31V32H172ZM175 31V30H174ZM177 31V30H176ZM175 31V32H176ZM185 31V30H184ZM220 31H221V29H220ZM223 31V30H222ZM254 31V30H253ZM257 31H259V36L261 37L263 34H261L260 35V31H261V29L259 30V28L258 29H256V32ZM263 31V30H262ZM70 32V31H69ZM111 33H112V30L110 31ZM120 32V31H119ZM135 32H137V30L135 31ZM170 32V33H171ZM181 31H179V33H180ZM219 32V31H218ZM9 33V32H8ZM106 33V32H105ZM126 33V32H125ZM131 33V32H130ZM140 33V32H139ZM144 33V32H143ZM153 33V32H152ZM165 33V32H164ZM169 33V32H168ZM167 33V34H168ZM177 33V32H176ZM176 33H175V35H176ZM178 33V34H179ZM247 33V32H246ZM251 33H252V31H251ZM253 33H255V31L253 32ZM1 34V33H0ZM110 34V33H109ZM108 34V35H109ZM133 34H134V32H133ZM137 34V33H136ZM231 33H229V31H228V36L230 35ZM248 34H250V33H248ZM255 34H257V33H255ZM64 35V34H63ZM105 35V34H104ZM106 35H107V33H106ZM115 35V34H114ZM122 35V34H121ZM127 35H129L128 34V30H127ZM157 35V34H156ZM170 35H173V34H170ZM174 35V36H175ZM181 35V34H180ZM222 35H224V34H220V36H218V37H221ZM8 36V35H7ZM95 36H96V33H95ZM111 36V35H110ZM126 36V35H125ZM177 36H179V35H177ZM177 36H175V37H177ZM184 36V35H183ZM1 37V36H0ZM3 37V36H2ZM101 37V36H100ZM108 37V36H107ZM124 37V36H123ZM159 37H160V35H159ZM169 37H171V36H169ZM174 37V38H175ZM180 37V36H179ZM229 37H231V35L229 36ZM236 37V36H235ZM248 37H250V35L248 36ZM247 37V35H246V39L248 38ZM252 37H254V36H252ZM251 37V38H252ZM260 37H256L257 39L259 38V40H257V42H255L256 41V38H255V41H251L252 43H258L262 38H260ZM263 37V36H262ZM96 38V37H95ZM103 38H105V37H103ZM109 38V37H108ZM107 38V39H108ZM115 38V37H114ZM121 38V37H120ZM183 38V37H182ZM186 38V37H185ZM69 39V38H68ZM100 39H102V38H100ZM119 39V38H118ZM124 39H126V38H124ZM159 39V38H158ZM173 39V38H172ZM180 39H181V37H180ZM221 39V38H220ZM232 39H234L233 37H232ZM253 39V38H252ZM63 40V39H62ZM70 40V39H69ZM72 40V39H71ZM121 40H122V38H121ZM175 40V39H174ZM177 40V39H176ZM217 40V39H216ZM219 40V39H218ZM222 40V39H221ZM220 40V41H221ZM227 40V39H226ZM238 40V42H239V38L237 39ZM237 40H235L236 42H237ZM249 40V39H248ZM264 40V39H263ZM91 41H93V39L91 40ZM162 41H163V38H162ZM220 41H218V42H220ZM225 41V40H224ZM228 41V40H227ZM246 41V40H245ZM71 42H73V41H71ZM95 42H96V40H95ZM160 42V41H159ZM166 42V41H165ZM167 42H169V39H168V41ZM185 42V41H184ZM241 42V44H239V46L241 47L242 46V41H240ZM261 42V41H260ZM259 42V44H257V45H259L261 48L264 46V44H262V42L260 43ZM66 43V42H65ZM80 43V42H79ZM93 43V42H92ZM176 43V42H175ZM179 43H181V41H179ZM179 43H177L178 45H179ZM183 43V42H182ZM214 43H216L215 41H214ZM222 43V42H221ZM233 43H234V41H233ZM245 43H247L248 44V41L247 42H245ZM83 44V43H82ZM172 44V43H171ZM176 44V46L177 47H179L178 45ZM218 44V43H217ZM217 44H215V45H213V46H216ZM228 44H230L229 43V41H228ZM235 44V43H234ZM236 44H238V43H236ZM250 44V43H249ZM78 45V44H77ZM81 45V44H80ZM98 45H99V43H98ZM164 45V44H163ZM162 45V46H163ZM172 45H174V42H173V44ZM211 45H212V43H211ZM226 45H227V43H226ZM233 45V44H232ZM231 44H230V47L232 46ZM251 45L252 44H250V47H251ZM83 46H84V44H83ZM93 46V45H92ZM95 46H96V44H95ZM167 46V45H166ZM165 46V47H166ZM180 46H182V45H180ZM210 46V45H209ZM220 46V45H219ZM239 46H235V47H239ZM247 46V45H246ZM245 46V47H246ZM120 47V46H119ZM161 47V46H160ZM164 47V48H165ZM170 47V46H169ZM168 47V48H169ZM176 47V48H177ZM222 47V46H221ZM230 47H228L227 46V48L229 49ZM244 47V45H243V48H245ZM248 47H249V45H248ZM247 47V48H248ZM254 47H255V45H254ZM257 47V46H256ZM260 47H258V48H260ZM83 48V47H82ZM170 48H174L173 46L172 47H170ZM181 48V47H180ZM222 48H225V47H222ZM260 48V49H261ZM80 49H81V47H80ZM92 49V48H91ZM115 49V48H114ZM214 49V48H213ZM246 49V48H245ZM257 49V48H256ZM259 49V50H260ZM263 49V48H262ZM87 50V49H86ZM89 50V49H88ZM94 50H96L95 48H94ZM118 50V49H117ZM167 50H169V49H167ZM223 50V49H222ZM252 50V49H251ZM85 51V50H84ZM123 51V50H122ZM161 51V50H160ZM164 51V50H163ZM172 51V50H171ZM174 51V50H173ZM178 51V50H177ZM211 51V50H210ZM224 51H225V49H224ZM227 51V50H226ZM232 51V50H231ZM233 51H235L236 52V54H237V50H236V48L235 49H233ZM243 52H244V50H242ZM247 51V49L245 50V52ZM248 51H250V49L248 48ZM74 52V51H73ZM87 52V51H86ZM89 52V51H88ZM91 52V51H90ZM165 52V51H164ZM163 52V53H164ZM176 52V51H175ZM229 52V51H228ZM244 52V53H245ZM254 52H256V50L254 51ZM253 52V53H254ZM258 52V51H257ZM260 52H262V51H260ZM264 52V51H263ZM81 53H84V52H81ZM118 53V52H117ZM160 53V52H159ZM171 53V52H170ZM173 53V52H172ZM180 53V52H179ZM184 53V52H183ZM189 53V52H188ZM206 53V52H205ZM213 53V52H212ZM220 53H222V52H220ZM223 53H225L226 54V52H223ZM238 53L242 56L243 55V53L241 54V52L240 51H238ZM161 54H162V52H161ZM160 54V55H161ZM165 54H166V52H165ZM176 55H178L177 53H175ZM225 54L223 55V57L225 56ZM235 54V53H234ZM247 54V52L244 54V56H242V58L243 57H245V56H247L248 57V55H251V53L249 52V54L248 55H246ZM77 55V54H76ZM82 55V54H81ZM87 55V54H86ZM89 55H91V54H89ZM163 55V54H162ZM174 55V54H173ZM192 55V54H191ZM213 56H214V53L212 54ZM212 55H208V57L209 56H212ZM216 55H217V57L220 55L219 53H216ZM232 55V54H231ZM238 55V54H237ZM255 55H256V53H255ZM260 55V54H259ZM168 56V55H167ZM180 56V55H179ZM204 56H206V55H204ZM229 56V55H228ZM262 56V54L260 55V57ZM65 57V56H64ZM72 57V56H71ZM78 57V56H77ZM80 57V56H79ZM110 57V56H109ZM157 57H159V56H157ZM160 57H162V56H160ZM159 57V58H160ZM165 57V56H164ZM163 57V58H164ZM172 57V56H171ZM183 57V56H182ZM189 57V56H188ZM191 57V56H190ZM193 57V56H192ZM196 57V56H195ZM217 57H214V59L215 58H217ZM221 57H222V55H221ZM226 57V56H225ZM230 57V56H229ZM240 57V56H239ZM238 57V58H239ZM252 57H254V55L252 56ZM264 57V56H263ZM263 57H262V60H263ZM83 58V57H82ZM87 58V57H86ZM170 58V57H169ZM168 57H167V59H169ZM173 58V57H172ZM210 58V57H209ZM241 58V57H240ZM254 58H258V57H254ZM72 59V58H71ZM188 59V58H187ZM190 59V58H189ZM222 59V58H221ZM247 59V58H246ZM246 59H244V60H246ZM81 60V59H80ZM172 60V59H171ZM176 60V59H175ZM179 60H181V59H179ZM184 60V59H183ZM186 60V59H185ZM185 60H184V62H185ZM195 60V59H194ZM217 61H218V59H216ZM215 60V61H216ZM228 60V59H227ZM227 60L226 61H223L224 63L225 62H227ZM243 59H240V62L242 61ZM259 60H261V59H259L258 58V60H256V61H259ZM62 61V60H61ZM69 61V60H68ZM74 61H75V59H74ZM88 61V60H87ZM124 61V60H123ZM178 61V60H177ZM182 61V60H181ZM187 61V60H186ZM209 61H210V59H209ZM215 61L212 59L211 60V63H210V65H209V68H210V66H211V68H214L216 71H217V63L219 62H217L216 63V65H215ZM229 61H230V59H229ZM233 61V60H232ZM56 62V61H55ZM90 62H92V61H90ZM94 62V61H93ZM134 62H135V60H134ZM166 62H167V60H166ZM176 62V61H175ZM189 62V61H188ZM187 62V63H188ZM199 62V61H198ZM246 63V65L244 64V66H246V68L244 67V69H243V67L241 66V68L243 69V71H245L243 74H241L240 73V71H239V73L241 74V76L240 75H238V76H234L232 79H231V81L229 82L227 79L225 80V81H222L221 83H216V80H215V84H214V82L213 81H211V82H213V85L211 86V88H214V87H221V88H224V90H225V93H227V94H230L231 96H230V98L231 99H236V101H238V99H240V97H241V95H240V93H238L240 96H239V98H238V94L236 93V92H234L233 93V91L234 90H236V88H238V87H236V85H240V82H241V80L242 79H245L246 77H248V76H250L251 75V73L252 72H254L255 70L253 69V68H255V66H256V63H254V61L253 60H251L250 61V56H249V60L247 59L246 61H245ZM64 63V62H63ZM63 63H62V65H60V66H64L63 65ZM118 63H119V61H118ZM161 63V62H160ZM162 63H163V60H162ZM169 64L171 63V62H168ZM174 63V62H173ZM186 63V62H185ZM184 63V64H185ZM242 63H240V64H242ZM258 63H260V61L258 62ZM57 64H59V62L57 63ZM76 64V63H75ZM111 64V63H110ZM120 64V63H119ZM167 64V63H166ZM192 64V63H191ZM203 64H205V63H203ZM203 64H201V66L203 65ZM220 64V63H219ZM233 64V63H232ZM69 65V64H68ZM94 65V64H93ZM180 65V64H179ZM189 65H190V63H189ZM188 65V66H189ZM194 65V64H193ZM231 65V64H230ZM260 65V64H259ZM261 65H262V63H261ZM115 66V65H114ZM220 66L221 67H223L221 64H220ZM263 66V65H262ZM58 67V66H57ZM67 67V66H66ZM87 67V66H86ZM190 67H192L191 65H190ZM194 67V66H193ZM199 67V66H198ZM204 67H206V66H204ZM224 67H226V64H225V66ZM232 67H234V66H232ZM257 67V66H256ZM59 68H61V67H59ZM91 68V67H90ZM93 68V67H92ZM108 68V67H107ZM111 68V67H110ZM109 68V69H110ZM171 68V67H170ZM201 68H203V67H201ZM229 68V66H228V64H227V69ZM236 68V67H235ZM240 68V67H239ZM46 69V68H45ZM45 69H43V70H45ZM62 69V68H61ZM158 70H159V68H157ZM183 69H186V68H183ZM204 69V68H203ZM208 69V68H207ZM222 70L223 69H226V68H221ZM220 68L218 69V70H221ZM227 69H226V71L224 72V73H228V71H230L229 69H228V71H227ZM233 69V68H232ZM254 71H253V70ZM84 70V69H83ZM111 70V69H110ZM115 70V69H114ZM122 70V69H121ZM120 70V71H121ZM126 70V69H125ZM139 70V69H138ZM188 70H189V67H188ZM193 70V69H192ZM191 70V71H192ZM221 70V72H220V74L222 73V75H224L223 74V71ZM238 70V69H237ZM59 71V70H58ZM62 71V70H61ZM64 71H65V69H64ZM98 70H96V72H97ZM113 71V70H112ZM117 71V70H116ZM157 71V70H156ZM161 71V70H160ZM198 71H199V69H198ZM205 71H207V70H205ZM209 71V70H208ZM211 71H212V73H213V69H211ZM235 71H236V69H235ZM257 71V70H256ZM56 72V71H55ZM129 72V71H128ZM127 72V73H128ZM133 72H135V71H133ZM158 72V71H157ZM166 72V71H165ZM182 72H184V71H182ZM186 72V71H185ZM204 72V71H203ZM203 72H201L202 73V76H203ZM231 72V71H230ZM237 72V71H236ZM258 72V71H257ZM106 73V72H105ZM122 73V72H121ZM124 73H125V71H124ZM127 73H125V74H127ZM181 73V72H180ZM192 73V72H191ZM190 73V74H191ZM227 73H226V75H227ZM256 73V72H255ZM33 74V73H32ZM61 74V73H60ZM103 74V73H102ZM110 74V73H109ZM216 74V73H215ZM250 74V75H249ZM254 74V73H253ZM257 74V73H256ZM35 75V74H34ZM64 75V74H63ZM133 75V74H132ZM175 75V74H174ZM187 74L185 73V76H186ZM195 75V74H194ZM208 75V74H207ZM230 75H231V73H230ZM229 75V76H230ZM234 75V74H233ZM255 75V74H254ZM261 75V74H260ZM263 75V74H262ZM57 76V75H56ZM96 76V75H95ZM115 76V75H114ZM119 76V75H118ZM180 76V75H179ZM213 76V75H212ZM257 76V75H256ZM28 77V76H27ZM87 77H89V76H87ZM91 77V76H90ZM89 77V78H90ZM129 77V76H128ZM162 78H163V76H161ZM167 77V76H166ZM181 77V76H180ZM183 77V76H182ZM196 77V76H195ZM204 77V76H203ZM203 77H201V78H203ZM206 77V76H205ZM228 77V76H227ZM226 77V78H227ZM253 77V76H252ZM257 77H259V75L257 76ZM257 77H255V78H257ZM260 77H262V76H260ZM106 78V77H105ZM121 78V77H120ZM171 78H173V77H171ZM189 78L191 79V77H190V75H189ZM199 78V76L197 77V79ZM222 79H223V76L221 77ZM249 78V77H248ZM251 78V77H250ZM255 78H254V80H255ZM108 79H109V77H108ZM131 79V78H130ZM160 79V78H159ZM175 79V78H174ZM188 79V78H187ZM190 79H188V81L187 82H191L192 83V81H190ZM229 79V78H228ZM101 80V79H100ZM105 80V79H104ZM122 80V79H121ZM155 80V79H154ZM162 80V79H161ZM164 80V79H163ZM192 80V79H191ZM195 80V78H193V81ZM207 80H208V78H207ZM211 80V79H210ZM213 80V79H212ZM219 80H221L220 78H219ZM248 80V79H247ZM250 80V79H249ZM260 79H258V80H256V81H259ZM263 80V79H262ZM261 80V81H262ZM166 81V80H165ZM181 81H182V79H181ZM203 81H204V79H203ZM256 81H254V82H256ZM88 82H89V80H88ZM104 82V81H103ZM183 82H184V79H183ZM200 82V81H199ZM208 82V81H207ZM206 81H205V83H207ZM260 82V81H259ZM263 82V81H262ZM118 83V82H117ZM168 83H170V81L168 82ZM180 83V82H179ZM202 83V82H201ZM204 83V84H205ZM208 83H210V82H208ZM248 83V82H247ZM252 83L253 82H251V85H252ZM4 84H5V81H4ZM111 84V83H110ZM128 84H130V83H128ZM181 84V83H180ZM204 84L202 83V86H204ZM244 84V83H243ZM261 84H263V83H261ZM125 85V84H124ZM147 85V84H146ZM160 85V84H159ZM158 85V86H159ZM165 85H167L166 83H165ZM173 85V84H172ZM198 85V84H197ZM200 85V84H199ZM117 86H120V85H117ZM130 86V85H129ZM180 86V85H179ZM183 86V85H182ZM207 86V84L205 85V87ZM248 86V85H247ZM254 86H255V84H254ZM259 86V85H258ZM83 87V86H82ZM90 87V86H89ZM106 87H108V86H106ZM111 87V86H110ZM116 87V86H115ZM145 87V86H144ZM148 87V86H147ZM155 87V86H154ZM195 87V86H194ZM209 87V86H208ZM256 87H257V84H256ZM153 88V87H152ZM156 88V87H155ZM160 88V87H159ZM193 88V87H192ZM207 88V87H206ZM210 88V89H211ZM260 88H262V85H261V87ZM91 89V88H90ZM89 89V90H90ZM121 89V88H120ZM154 89V88H153ZM157 90H158V88H156ZM185 89V88H184ZM183 89V90H184ZM187 89V88H186ZM207 89H209V88H207ZM206 89V90H207ZM210 89L209 90H207V92H209L210 91ZM216 89V91H217V88H215ZM246 89V88H245ZM254 89H256V88H254ZM254 89H253V91H254ZM259 89V88H258ZM256 90V91H259V90ZM108 90V89H107ZM127 90V89H126ZM141 90V89H140ZM155 90V89H154ZM153 90V91H154ZM193 90V89H192ZM239 90V89H238ZM242 90V89H241ZM240 90V92H242ZM5 91V90H4ZM16 91V90H15ZM120 91V90H119ZM131 91V90H130ZM175 91V90H174ZM196 91V90H195ZM200 91V90H199ZM215 91V92H216ZM246 91V90H245ZM244 91V92H245ZM252 91V90H251ZM6 92V91H5ZM17 92V91H16ZM16 92H15V94H16ZM106 92V91H105ZM109 92V91H108ZM127 92V91H126ZM157 92V91H156ZM189 92V91H188ZM260 92V91H259ZM10 93H13V92H11L10 91ZM96 93V92H95ZM117 93V92H116ZM128 93V92H127ZM126 93V94H127ZM149 93V92H148ZM152 93V92H151ZM154 93V92H153ZM185 93V92H184ZM187 93V92H186ZM191 93V92H190ZM193 93V92H192ZM212 93V92H211ZM210 92L209 93H207L208 95L209 94H211ZM218 94H215V96H214V94H213V98L215 97V99H218V97L220 96L219 94L220 93H222V92H220L219 93V91L217 92ZM263 93V92H262ZM9 94V93H8ZM124 94V93H123ZM133 94H134V92H133ZM183 94V93H182ZM194 94H196L195 92H194ZM203 94V93H202ZM244 94V93H243ZM250 94H253V93H250ZM131 95H132V93H131ZM156 95V94H155ZM205 95V94H204ZM212 95V94H211ZM211 95H209L210 97H211ZM216 95H219V96H217L216 97ZM223 95V94H222ZM225 95V94H224ZM244 95H247V93H245ZM255 95H256V93H255ZM2 96H4V97H8V95H7V92L6 93H3L2 92ZM123 96V95H122ZM153 96V95H152ZM194 96V95H193ZM207 96V95H206ZM229 96V95H228ZM1 97V96H0ZM64 97V96H63ZM131 97V96H130ZM135 97V96H134ZM198 97V96H197ZM196 97V98H197ZM201 97H202V95H201ZM209 97V98H210ZM225 97H226V95H225ZM244 97V96H243ZM243 97H241V98H243ZM251 96H249L248 95V98H250ZM255 97V96H254ZM259 97V96H258ZM257 97V98H258ZM2 98V97H1ZM14 98V97H13ZM66 98H67V96H66ZM120 98V97H119ZM124 98H126V97H124ZM152 98V97H151ZM185 98V97H184ZM187 98V97H186ZM189 98V97H188ZM192 98V97H191ZM228 98V97H227ZM226 98V99H227ZM246 99H247V96L245 97ZM244 98V99H245ZM7 99V98H6ZM11 99V98H10ZM63 99V98H62ZM139 99V98H138ZM143 99V98H142ZM175 98H173V100H174ZM192 99H194V98H192ZM215 99H213V101L215 102ZM223 99V98H222ZM226 99H225V101H226ZM243 99V100H244ZM251 99V98H250ZM9 100V99H8ZM64 100V99H63ZM111 100V99H110ZM131 100V99H130ZM183 100V99H182ZM181 100V101H182ZM188 100V99H187ZM202 100V99H201ZM207 100H209V99H207ZM206 100V101H207ZM241 100V99H240ZM239 100V101H240ZM6 101V100H5ZM12 101V100H11ZM117 101V100H116ZM119 101V100H118ZM158 101V100H157ZM238 101V102H239ZM242 101V100H241ZM241 101H240V103H241ZM4 102V101H3ZM10 102V101H9ZM13 102V101H12ZM152 102V101H151ZM173 102V101H172ZM192 102V101H191ZM194 102V101H193ZM220 101H217L216 103H214L213 104V102H211L213 105H215L214 107H218L217 106V104L219 103ZM229 102V100H227V103ZM235 102V101H234ZM242 102H244V101H242ZM247 102V101H246ZM174 103V102H173ZM196 102H194V104H195ZM204 103V102H203ZM208 103V102H207ZM222 104V106L224 107V105H223V102H221ZM235 103H237V102H235ZM239 103V104H240ZM212 104H210V107H209V109L211 108V107H213V105ZM7 105V104H6ZM109 105V104H108ZM129 105V104H128ZM172 105V104H171ZM174 105V104H173ZM189 105V104H188ZM193 105V104H192ZM212 105V106H211ZM3 106V105H2ZM103 106V105H102ZM105 106V105H104ZM158 106V105H157ZM199 106V105H198ZM235 106H238V103H237V105H235ZM1 107V106H0ZM11 107V106H10ZM109 107V106H108ZM107 107V108H108ZM113 107H115L114 105H113ZM176 107V106H175ZM180 107V106H179ZM207 107H208V105H207ZM214 107L212 108V109H214ZM221 107V106H220ZM227 107V106H226ZM110 108V107H109ZM153 108V107H152ZM169 108V107H168ZM186 108V107H185ZM222 108V107H221ZM1 109H3L2 107H1ZM11 109V108H10ZM10 109H8V110H10ZM53 109V108H52ZM158 109H159V107H158ZM164 109V108H163ZM181 109V108H180ZM197 109V108H196ZM199 109V108H198ZM197 109V110H198ZM8 110H7V112H8ZM45 110H46V108H45ZM114 110V109H113ZM116 110V109H115ZM118 110V109H117ZM145 110V109H144ZM165 110V109H164ZM186 110V109H185ZM190 109L188 108V111H189ZM194 110V109H193ZM196 110V111H197ZM206 110V109H205ZM224 110H226V109H224ZM35 111V110H34ZM101 111H103V110H101ZM109 111V110H108ZM137 111H138V109H137ZM174 111V110H173ZM182 111V110H181ZM180 111V112H181ZM219 111V110H218ZM232 111H233V109H232ZM264 111V110H263ZM262 111V112H263ZM5 112V111H4ZM36 112V111H35ZM41 112H43V111H41ZM94 112H96L95 110H94ZM98 112V111H97ZM118 112V111H117ZM122 112H123V110H122ZM165 112V111H164ZM185 112V111H184ZM207 112V111H206ZM228 112V111H227ZM226 112V113H227ZM237 112H239V111H237ZM236 112V113H237ZM241 112V111H240ZM239 112V114H241ZM252 112H254V110H252ZM262 112H261V114H262ZM0 113H1V111H0ZM14 113V112H13ZM92 113V112H91ZM107 113V112H106ZM110 113V112H109ZM131 113V112H130ZM177 113V112H176ZM182 113V112H181ZM204 113V112H203ZM208 113V112H207ZM214 113V112H213ZM16 114H17V112H16ZM36 114V113H35ZM72 114V113H71ZM102 114H104V113H102ZM141 114V113H140ZM143 114V113H142ZM169 114V113H168ZM193 114V113H192ZM217 114V113H216ZM227 114H229V113H227ZM231 114V113H230ZM234 114V113H233ZM239 114H237V116L239 115ZM251 114V113H250ZM264 114V113H263ZM2 115H3V113H2ZM1 115V116H2ZM8 117V120H9V122H10V117L11 116H9V115H11L10 113H9V115L8 114H6ZM15 115V114H14ZM18 115V114H17ZM33 115V114H32ZM88 115H89V113H88ZM98 116H99V114H97ZM109 115V114H108ZM113 115V114H112ZM112 115H111V117H112ZM153 115V114H152ZM174 115V114H173ZM198 115V114H197ZM196 115V119L199 117V116H197ZM201 115V114H200ZM12 116H13V114H12ZM29 116V115H28ZM72 116V115H71ZM90 116V115H89ZM88 116V117H89ZM93 117H94V115H92ZM110 116V115H109ZM124 116V115H123ZM142 116V115H141ZM167 116V115H166ZM182 116H183V114H182ZM209 116V115H208ZM207 116V117H208ZM216 116V115H215ZM232 116H234V115H232ZM256 116V115H255ZM259 116V115H258ZM73 117V116H72ZM95 117H96V115H95ZM95 117H94V119H95ZM155 117V116H154ZM172 117V116H171ZM185 117V116H184ZM184 117H183V119H184ZM224 117V116H223ZM247 117H249V115L247 116ZM6 118V117H5ZM35 118V117H34ZM56 118V117H55ZM75 118V117H74ZM81 118V117H80ZM92 118V117H91ZM115 118V117H114ZM138 118V117H137ZM157 118V117H156ZM164 119H165V117H163ZM189 118V117H188ZM191 118V117H190ZM194 118V117H193ZM200 118V117H199ZM234 118V117H233ZM232 118V119H233ZM238 118V117H237ZM14 119V118H13ZM33 119V118H32ZM108 119H109V117H108ZM111 119H113V118H111ZM145 119H146V117H145ZM172 119V118H171ZM227 119H229V118H227ZM231 119V120H232ZM247 118H245L244 119V121L246 120ZM253 119V118H252ZM260 119V118H259ZM31 120V119H30ZM75 120V119H74ZM73 120V121H74ZM79 120V119H78ZM77 120V121H78ZM85 120V119H84ZM83 120V118L81 119V121L83 122L84 121ZM87 120H88V118H87ZM126 120V119H125ZM131 120V119H130ZM219 120V119H218ZM122 121V120H121ZM128 121V120H127ZM138 121V123H139V120H137ZM159 121V120H158ZM162 121V120H161ZM165 121V120H164ZM174 121V120H173ZM176 121V120H175ZM181 121V120H180ZM199 121H201V120H199ZM207 121V120H206ZM229 121V120H228ZM235 121V120H234ZM87 122V121H86ZM89 122V121H88ZM87 122V123H88ZM109 122V121H108ZM112 122V121H111ZM118 122H120V121H118ZM123 122V121H122ZM134 124L136 123V122H134V121H132ZM169 122V121H168ZM184 122H186V121H183V123ZM205 122V121H204ZM213 123H214V121H212ZM211 122V123H212ZM249 122V121H248ZM254 122H256L255 120H252V121H250L248 124H246V126L244 127V129L242 130V131H240V132H238V134L237 135H235V137L237 136V138H242L243 136L245 137V135H247V137H248V135H249V133L250 132H252V130H254V132H253V134H255V124H254ZM259 122V121H258ZM28 123V122H27ZM84 124H85V122H83ZM94 123V122H93ZM102 123V122H101ZM165 123V122H164ZM182 123V122H181ZM189 123V122H188ZM195 123V122H194ZM210 123V122H209ZM212 123V124H213ZM232 123V122H231ZM234 123V122H233ZM20 124H21V122H20ZM72 124V123H71ZM123 124V123H122ZM126 124V123H125ZM137 124V123H136ZM142 124H143V122H142ZM142 124H141V127H142ZM149 124V123H148ZM155 123H153V125H154ZM160 124H162V123H160ZM167 124V123H166ZM185 124V123H184ZM201 124V123H200ZM208 124V123H207ZM211 124V125H212ZM229 124V123H228ZM253 124V125H252ZM138 125V124H137ZM150 126H151V124H149ZM175 126H176V124H174ZM181 125V124H180ZM198 125V124H197ZM209 125V124H208ZM210 125V126H211ZM257 125V124H256ZM259 125V124H258ZM12 126V125H11ZM17 126V125H16ZM20 126H22V125H20ZM50 126V125H49ZM80 126V125H79ZM132 126V125H131ZM163 127H164V125H162ZM174 126V127H175ZM190 126V125H189ZM200 126V125H199ZM203 126H204V124H203ZM215 126V125H214ZM238 126V125H237ZM260 126V125H259ZM259 126L257 127V128H259ZM18 127V126H17ZM74 127H76V126H74ZM74 127H73V129H74ZM127 127V126H126ZM134 127V126H133ZM156 127H157V125H156ZM168 127V126H167ZM181 127V126H180ZM180 127H179V130H180ZM206 127V126H205ZM211 127H213V125L211 126ZM231 127V126H230ZM15 128V127H14ZM129 128V127H128ZM152 128H154V127H152ZM169 128V127H168ZM210 128V127H209ZM226 128V127H225ZM256 128V129H257ZM20 129V128H19ZM34 129V128H33ZM127 129V128H126ZM137 129V128H136ZM136 129H135V132H136ZM177 129V128H176ZM185 129V128H184ZM191 129V128H190ZM201 129V128H200ZM236 129V128H235ZM261 129V128H260ZM11 130V129H10ZM18 130V129H17ZM53 130H55V129H53ZM132 130V129H131ZM157 130V129H156ZM199 130V129H198ZM207 130H209L210 131V129H207ZM238 130H239V128H238ZM13 131H14V129H13ZM24 131V130H23ZM27 131V130H26ZM168 131V130H167ZM175 131V130H174ZM202 132H204L203 131V129L201 130ZM217 131V130H216ZM222 131V130H221ZM258 131V130H257ZM73 132H76V131H73ZM125 132V131H124ZM134 132V133H135ZM140 132V131H139ZM153 132V131H152ZM173 132V131H172ZM178 132V131H177ZM198 132V131H197ZM234 132V131H233ZM24 133V132H23ZM57 133V132H56ZM127 133V132H126ZM164 133V132H163ZM179 133V132H178ZM184 133V132H183ZM193 133V132H192ZM200 133V132H199ZM213 133V132H212ZM219 133H221V132H219ZM29 134V133H28ZM36 134V133H35ZM45 134V133H44ZM49 134V133H48ZM52 134V133H51ZM62 134V133H61ZM95 134H97V133H95ZM175 134H177V133H175ZM188 134V133H187ZM189 134H191V133H189ZM202 134V133H201ZM251 134V133H250ZM253 134H251L250 136H252ZM43 135V134H42ZM107 135V134H106ZM206 135V134H205ZM204 135V136H205ZM229 135V134H228ZM97 136H99V134L97 135ZM159 136V135H158ZM161 136V135H160ZM166 136V135H165ZM169 136V135H168ZM175 136V135H174ZM101 137V136H100ZM170 137H172V136H170ZM226 137V136H225ZM228 137V136H227ZM227 137H226V139H227ZM230 137V136H229ZM247 137H245V139L247 138ZM253 138H254V136H252ZM151 138V137H150ZM160 138V137H159ZM165 138H167V136L165 137ZM201 138V137H200ZM233 138V137H232ZM195 139V138H194ZM234 139V138H233ZM27 140H29V139H27ZM27 140H26V142H27ZM166 140V139H165ZM238 140H240V139H238ZM236 138L234 139V142H233V140H231V141H228L227 143H228V147L226 148H223L222 149V153H220V155L221 156H223V157H225L224 155L225 154H227L226 156H227V158L229 157H231V155L232 154H235V153H237V154H239L240 152H242L243 151V153L244 154H242V155H244L243 157H241V153L239 154L240 155V158L242 159V161H244V166L245 167H241V169H233V168H230V167H226V166H222V169L224 168V170H222L223 172H222V175L220 176V178L217 180V181H215L214 182V184L215 185H217V187H215V188H217L219 191H220V194L218 195V196H216V195H213V194H205V193H203V195H201L200 196V198H199V201H198V205L200 206V207H203V215L202 216H206L205 218L206 219H211V218H215V217H222V218H228V219H233V216L235 215V213L236 212H239L238 210H240V206H239V204H237L236 203V199L238 198H240L241 200H242V203L243 202H245V201H247V199L249 200V198L251 199V198H256V199H258V201H256V203L255 204H249V206H246V204L245 205H243L242 207H241V209H244V212H245V214H247L248 215V219H251V229H250V231H248L247 232V234H249L248 236H247V238H248V240H250L254 235H251L250 234V232L251 231H253V232H259V234L258 233H255V234H257L258 236H259V238H260V240H261V246L263 247V244H264V232H262L261 230H264V195H263V193L261 192H258V193H253V190H252V193L249 191V189L247 188V187H244L245 185L242 183V182H245V178L250 174V169H251V167H250V165L249 164H252V167H253V164L254 165H256V167H257V169L255 170V171H259L260 172V169L261 168H259V166L260 165H258V164H260V160L258 161V159H256L255 157H251V156H253L252 154L250 155V153L252 152H250V148H252V147H247V145H248V143L250 142H248L247 144H245V145H239V144H237L238 142H240V141H238ZM30 141V140H29ZM103 141H105V140H103ZM160 141H162V138H161V140ZM172 141V140H171ZM174 141V140H173ZM172 141V142H173ZM176 141H177V139H176ZM238 141V142H237ZM154 142V141H153ZM169 142V141H168ZM175 142V141H174ZM181 142V141H180ZM237 142V143H236ZM30 143V142H29ZM109 143V142H108ZM157 143V142H156ZM165 143V142H164ZM163 143V144H164ZM196 143V142H195ZM150 144V143H149ZM166 144H168L167 142H166ZM175 144H177V143H175ZM185 144H186V142H185ZM203 144V143H202ZM104 145V144H103ZM154 145H155V143H154ZM160 145V144H159ZM178 145H180V144H178ZM200 145V144H199ZM219 145H221V144H219ZM251 145V144H250ZM158 146V145H157ZM164 146V145H163ZM172 146H174V145H172ZM183 146V145H182ZM230 146H231V149L233 148L234 150L232 151L231 149H230ZM160 147V146H159ZM184 147V146H183ZM219 147V146H218ZM141 148V147H140ZM152 148V147H151ZM161 148H162V146H161ZM174 148V147H173ZM216 148V147H215ZM32 149V148H31ZM34 149V148H33ZM157 149V148H156ZM177 149V148H176ZM186 149V148H185ZM202 149H204V148H202ZM183 150V149H182ZM198 150V149H197ZM216 150V149H215ZM224 150V151H223ZM157 151V150H156ZM226 151V152H225ZM230 151H232V152H230ZM250 152V153H247L246 155H245V153L246 152ZM148 152V151H147ZM153 152V151H152ZM152 152H150V155H151V153ZM160 152V151H159ZM166 150H165V154H166ZM183 152V151H182ZM185 152V151H184ZM212 153H213V151H211ZM215 152V151H214ZM228 152H230L231 154L229 155V153ZM235 152V153H234ZM90 153V152H89ZM100 153V152H99ZM145 153V152H144ZM143 153V155H146V154H144ZM198 153V152H197ZM210 153V152H209ZM102 154V153H101ZM100 154V155H101ZM148 154V153H147ZM164 154V153H163ZM169 154V153H168ZM184 154V153H183ZM149 155V156H150ZM155 155V154H154ZM161 155H162V153H161ZM172 155V154H171ZM229 155V156H228ZM236 155V154H235ZM239 155H237V156H239ZM105 156V155H104ZM103 156V157H104ZM107 156V155H106ZM159 156H160V154H159ZM182 156V155H181ZM218 156H219V154H218ZM92 157V156H91ZM90 157V158H91ZM101 157V156H100ZM143 157V156H142ZM170 157H172V156H170ZM169 157V158H170ZM180 157V156H179ZM197 157V156H196ZM222 157V158H223ZM99 158V157H98ZM117 158V157H116ZM140 158V157H139ZM158 158V157H157ZM162 158V157H161ZM193 158V157H192ZM209 158V157H208ZM217 158V157H216ZM216 158H214V159H216ZM235 158H236V156H235ZM238 158V157H237ZM239 158V159H240ZM76 159V158H75ZM150 159H151V157H150ZM160 159V158H159ZM219 159V158H218ZM226 159V158H225ZM94 160V159H93ZM116 160V159H115ZM145 160L147 161L148 160V158L146 159V156H145ZM179 160V159H178ZM262 160V159H261ZM77 161V160H76ZM91 161V160H90ZM160 161H161V159H160ZM163 161V160H162ZM162 161H161V163H162ZM227 161V160H226ZM237 161H238V159H237ZM241 161V162H242ZM106 162H107V160H106ZM150 162V161H149ZM148 162V163H149ZM167 162H169V161H167ZM173 162V161H172ZM179 162H181V160H179ZM94 163V162H93ZM101 163V162H100ZM119 163V162H118ZM157 163V162H156ZM160 163V164H161ZM174 163V162H173ZM177 163V162H176ZM182 163V162H181ZM191 163V162H190ZM212 163V162H211ZM89 164V163H88ZM114 164V163H113ZM167 164H169V163H167ZM221 164V163H220ZM226 164V163H225ZM230 164V163H229ZM241 164V163H240ZM264 164V163H263ZM262 164V165H263ZM231 165V164H230ZM262 165L260 166V167H262ZM90 166H92V165H90ZM105 166V165H104ZM116 166V165H115ZM162 166H163V164H162ZM168 166V165H167ZM171 166V165H170ZM211 166V165H210ZM264 166V165H263ZM80 167V166H79ZM103 167V166H102ZM101 167V168H102ZM155 167V166H154ZM177 167H178V165H177ZM184 167V166H183ZM198 167V166H197ZM164 168V167H163ZM87 169V168H86ZM92 169H93V167H92ZM110 169V168H109ZM113 169V168H112ZM264 169V168H263ZM107 170H108V168H107ZM154 170H157V169H154ZM205 170V169H204ZM114 171H116V170H114ZM157 171H159V170H157ZM163 171V170H162ZM170 171H171V169H170ZM181 171V170H180ZM3 172V171H2ZM78 172V171H77ZM86 172V171H85ZM231 172V173H230ZM258 172V173H259ZM5 173V172H4ZM7 173V172H6ZM108 172H106V174H107ZM112 173H113V171H112ZM117 173V172H116ZM120 173V172H119ZM166 173V172H165ZM170 173V172H169ZM169 173H167V175L169 174ZM180 173V172H179ZM192 173V172H191ZM253 173H254V171H253ZM256 173V172H255ZM260 173H264L263 172V170L260 172ZM260 173H259V175H260ZM10 174V173H9ZM193 174V173H192ZM3 175V174H2ZM7 175H8V173H7ZM90 175H92V174H90ZM108 175V174H107ZM109 175H111L110 174V171H109ZM150 175V174H149ZM148 175V176H149ZM154 175V174H153ZM258 175V174H257ZM258 175V176H259ZM264 175V174H263ZM10 176V175H9ZM156 176V175H155ZM189 176V175H188ZM252 176V175H251ZM262 176V175H261ZM112 177H113V175H112ZM167 177V176H166ZM170 177V176H169ZM249 177V176H248ZM4 178H6V177H4ZM11 178V177H10ZM89 178V177H88ZM91 178V177H90ZM109 178V176L107 177V179ZM115 178H117V177H115ZM264 178V177H263ZM83 179V178H82ZM189 179V178H188ZM187 179V180H188ZM192 179H194V178H192ZM261 179H262V177H261ZM118 180V179H117ZM11 181V180H10ZM100 181V180H99ZM169 181H170V178H169ZM201 181H202V179H201ZM160 182V181H159ZM204 182V181H203ZM110 183V182H109ZM66 184V183H65ZM112 184V183H111ZM121 184V183H120ZM213 184V185H214ZM242 184H243V186H242ZM263 185H264V183H262ZM68 185V184H67ZM169 185V184H168ZM63 186V185H62ZM207 186V185H206ZM210 186V185H209ZM66 187V186H65ZM94 187V186H93ZM111 187V186H110ZM196 187V186H195ZM263 187V186H262ZM34 188V187H33ZM67 188H68V186H67ZM212 188H213V186H212ZM215 188H214V191H215ZM255 188V187H254ZM103 189V188H102ZM118 189V188H117ZM152 189V188H151ZM216 189V190H217ZM73 190V189H72ZM99 191H100V189H98ZM120 190V189H119ZM118 190V191H119ZM153 190V189H152ZM255 190V189H254ZM263 190V189H262ZM261 190V191H262ZM64 191V190H63ZM213 191V190H212ZM112 192V191H111ZM203 192V191H202ZM216 192H218V191H216ZM173 193V192H172ZM35 194V193H34ZM75 194V193H74ZM181 194V193H180ZM31 195V194H30ZM99 195V194H98ZM37 196V195H36ZM39 196V195H38ZM120 196V195H119ZM128 196V195H127ZM40 197V196H39ZM154 197H155V195H154ZM177 197V196H176ZM25 198V197H24ZM35 198V197H34ZM66 198V197H65ZM68 198V197H67ZM178 198V197H177ZM198 198V197H197ZM125 199V198H124ZM165 199V198H164ZM175 199V198H174ZM37 200V199H36ZM46 200V199H45ZM33 201V200H32ZM79 201V200H78ZM179 201V200H178ZM0 202L3 204V205H5V206H9V205H11L12 203H23L22 204V207L23 208H26L27 207V205L28 204H26V202H24L23 200H18V201H7V200H5V199H2L1 197H0ZM38 202V201H37ZM42 202V201H41ZM47 202V201H46ZM71 202V201H70ZM182 202V201H181ZM197 202V201H196ZM170 203V202H169ZM246 203V202H245ZM249 203V202H248ZM30 204H32V203H30ZM79 204V203H78ZM181 204V203H180ZM46 205V204H45ZM58 205V204H57ZM57 205L54 203V204H51V206L49 207V208H47L48 210H45V214H47V218L50 216V214L52 213V211H53V208H57ZM69 205V204H68ZM39 206V205H38ZM128 206V205H127ZM183 206V205H182ZM186 206H188V205H186ZM190 206V205H189ZM21 207V208H22ZM121 208L122 207H124V206H120ZM15 208H16V206H15V204H13V205H11V208H10V211H11V216H14L15 215V217L17 218V216H19V219L21 218H23L22 216H20V215H22L23 213L22 212H24V218H26V216H25V214H27V212L25 213V211H27V210H22V211H16L15 210ZM65 208V207H64ZM61 209V208H60ZM115 209V208H114ZM118 209V208H117ZM196 209V208H195ZM18 210V209H17ZM39 210V209H38ZM72 210H74V209H72ZM125 210V209H124ZM197 210V209H196ZM30 211L31 210H28V212L30 213ZM41 211V210H40ZM56 211V210H55ZM116 211V210H115ZM242 211V210H241ZM61 212V211H60ZM64 212V211H63ZM68 212V211H67ZM75 212V211H74ZM79 212V211H78ZM13 213V214H12ZM73 213V212H72ZM122 213V212H121ZM123 213H124V211H123ZM5 214V213H4ZM10 214V213H9ZM39 214V213H38ZM53 214V213H52ZM63 214V213H62ZM77 214V213H76ZM81 214V213H80ZM80 214H78L79 216H81ZM94 214H96V213H94ZM199 214V213H198ZM28 215V214H27ZM44 215V214H43ZM42 215V216H43ZM64 215V214H63ZM102 215V214H101ZM1 216H3V215H1ZM29 216V221L31 220V219H36L37 218V216H33V215H28ZM27 216V217H28ZM69 216H71V215H69ZM73 216V215H72ZM75 217H76V215H74ZM212 216H215V217H212ZM14 217V218H15ZM44 217V216H43ZM74 217V218H75ZM8 218H10V217H8ZM13 218V217H12ZM44 218H46V217H44ZM71 218V217H70ZM91 218V217H90ZM18 219V218H17ZM28 219V218H27ZM88 219V218H87ZM95 219V218H94ZM129 219V218H128ZM41 219H39V221H40ZM80 220V218H78V221ZM90 220H92V219H90ZM35 222H33L32 220H31V222H33V224H29L30 225V228L29 229H31L30 230V233H29V241H28V244L25 246V250H24V252H23V249L21 250V252L20 251H18V250H16V249H14L16 252L14 253V252H12L11 250L12 249H8V245H6V243H0V246H2V248H1V253H0V261L2 262V263H0V264H43L44 262H45V264L47 263V264H77V262L75 261V260H77V258H79V257H81V251H84L85 249H89L86 245H91L92 243H90V244H88L89 242H87V244H86V242H85V248H83V250H79L80 249V247L82 246L83 247V245H84V242H82L81 243V245L80 246H77L78 248H76V246L73 244V240L71 241V240H69V243L67 242V240L68 239H70L71 237H73V236H81V237H83V235H85V227L83 226V228L81 227H77L78 226V223L76 222V219H67L66 221L65 220H62L63 222H59L60 224H58L55 220L53 221L52 219H49V220H46L47 221V223H48V225H45V229H42V227H40V225H39V227L37 226L38 225V223L37 224H35L36 223V220H34ZM41 221H43V220H41ZM86 221H88V220H85L84 221V223L86 222ZM92 221H94V220H92ZM206 221V220H205ZM37 222H38V218H37ZM74 222H76L77 224V226H75V225H73V223ZM90 222V221H89ZM99 222V221H98ZM84 223H80L81 225L82 224H84ZM28 224V223H27ZM44 224V223H43ZM75 224V223H74ZM87 223H85V225H86ZM90 224H93L92 226L94 227V225H95V227L97 226V224L95 223L94 224V222H92V223H90ZM139 224V223H138ZM154 224V223H153ZM207 224V223H206ZM24 225V224H23ZM89 225V224H88ZM209 225V224H208ZM1 226V225H0ZM89 227H91V225L89 226ZM89 227H87L88 229H89ZM93 227H91V229L92 230H88V231H92L91 232V234L94 232V230H93ZM174 227V226H173ZM208 227V226H207ZM1 228V227H0ZM41 228V229H40ZM136 228V226H134L133 228H130V229H128V231H126L122 236H120V238L114 243V244H112L111 245V243H113L114 241H111V240H107V245H106V247H104V250L106 251V249H107V251L104 253V254H102L101 255V257L100 258H98L97 260H95L96 258L93 256V258H94V260L92 259V257L90 256V254H93L94 252H93V247L91 248L92 250H90L89 249V252H90V254H89V258L90 259H92V260H90V259H88V257H87V260H86V262H88V260H90V262L88 263V264H91V262L93 261L94 263L93 264H99L100 262H102L104 259H108L109 260V262L112 260V262L114 261V258H118L117 256V254H118V251H119V249H122L120 246H126V244H132V243H137L138 242V239H140V240H142V239H144V240H146V242L147 241H149V240H151V238L153 239V241L151 240V241H149V243L147 244V247L149 246L150 247V245L154 248V246L156 245L157 246V248H164L165 246H166V244L171 240H169V239H167L168 237V235H170L171 233L168 231V229L166 230V229H164L163 227H159L158 228V230L157 231H152L150 234H149V232H148V234H146L145 233V231H146V228L147 227H145V229L144 228H142V229H139L138 230V232L136 233V232H134V229ZM152 229H153V227H151ZM168 228V227H167ZM175 228V227H174ZM173 228V229H174ZM236 228V227H235ZM97 231H95L96 233L98 232V234H100V232H101V229H100V232L98 231V227L97 228H95ZM172 229V230H173ZM258 229H260V230H258ZM105 230V229H104ZM148 230V229H147ZM155 230V229H154ZM170 230V229H169ZM184 230V229H183ZM177 231V230H176ZM180 231V230H179ZM135 234H134V233ZM252 232V233H253ZM133 233V234H132ZM166 233H170V234H166ZM86 234H89V233H86ZM98 234H97V237H98ZM254 234V233H253ZM90 235V234H89ZM95 234L93 233V235H92V237L94 236ZM108 235V234H107ZM243 235V234H242ZM115 236V235H114ZM175 236V235H174ZM91 237V236H90ZM89 237V238H90ZM105 237V236H104ZM110 237V236H109ZM117 237H118V235H117ZM142 237V238H141ZM149 237H150V239H149ZM170 237V236H169ZM245 237V236H244ZM257 237V236H256ZM78 238V237H77ZM89 238H87L88 240H89ZM98 238H102V233H101V237L99 236ZM171 238V237H170ZM177 238H178V236H177ZM117 239V238H116ZM115 239V240H116ZM149 239V240H148ZM242 239H245V238H242ZM253 239H256V238H253ZM87 240V241H88ZM90 240H92V238H90ZM89 240V241H90ZM94 240V239H93ZM101 240V239H100ZM173 240V239H172ZM174 240H179V239H174ZM173 240V241H174ZM71 241V242H70ZM97 241H99V240H97ZM106 241V240H105ZM105 241H104V243L103 244H105ZM110 241V242H109ZM136 241V242H135ZM242 241V240H241ZM4 242V241H3ZM66 242V244L65 245H67V246H63V243H65ZM100 242V241H99ZM150 242H153V245L152 244H150ZM174 242H177V241H174ZM248 242V241H247ZM251 241H249L248 243H246V245L248 244V246L250 247V246H252V243H250ZM256 242H258V241H256ZM68 243V244H67ZM178 244L179 243H181V242H177ZM183 243V242H182ZM181 243V244H182ZM60 244H61V246H60ZM83 244V245H82ZM102 244V246H104ZM146 244H142V246L144 247V245H146ZM245 244V243H244ZM254 244V243H253ZM3 245H4V248H3ZM71 245V246H70ZM75 246V247H73V246ZM99 245H101V244H99ZM111 245V246H110ZM135 245V244H134ZM133 245V246H134ZM245 245V246H246ZM258 245H260V244H258ZM257 245V246H258ZM70 246V247H69ZM92 246V245H91ZM110 246V247H109ZM118 246H119V248H118ZM137 246H138V244H137ZM141 246V247H142ZM168 246V245H167ZM166 246V247H167ZM176 246V245H175ZM182 246V245H181ZM260 246V247H261ZM10 247V246H9ZM109 247V248H108ZM166 247H165V249H166ZM169 247V246H168ZM172 247V246H171ZM171 247H169L170 248V250H171ZM189 247V246H188ZM247 247V246H246ZM254 247V246H253ZM11 248V247H10ZM96 248H97V246H96ZM96 248H94V249H96ZM116 248H118V249H116ZM137 248H139V247H137ZM151 248V247H150ZM156 248V249H157ZM159 248V249H160ZM192 248V247H191ZM195 248V247H194ZM7 251V252H9L8 254H7V252H3V251H5V250ZM82 249V248H81ZM174 249V248H173ZM173 249H172V251H173ZM248 249H250V248H248ZM262 250H260L261 252H260V254L262 253V255H263V257H264V247L263 248H261ZM13 250V251H14ZM152 250H154V249H152ZM191 250V249H190ZM10 251H11V256H10ZM93 253H92V252ZM113 251H114V253H113ZM121 251V250H120ZM159 251V250H158ZM164 251V250H163ZM195 251V250H194ZM225 251V250H224ZM256 251H258V250H256ZM85 252V251H84ZM83 252V253H84ZM87 253H88V251H86ZM97 252H99V253H101L100 251H96V253ZM112 252V255H111V257L112 258H109V254ZM122 252H124V251H122ZM156 253H157V251H155ZM162 252V251H161ZM169 252V251H168ZM245 252H246V250H245ZM252 252V251H251ZM250 252V253H251ZM259 252V251H258ZM14 253V254H13ZM155 253V254H156ZM165 253V252H164ZM173 253L174 252H172L171 254L173 255ZM222 253V252H221ZM256 253V252H255ZM8 255V257H11V259H12V261L10 260V258H8L7 257V255ZM123 254V253H122ZM155 254L153 253V257H159V256H155ZM163 254V253H162ZM258 254V253H257ZM256 254V255H257ZM260 254L258 255V256H260ZM80 255V256H79ZM82 255H85V254H82ZM94 255H96V254H94ZM168 255V254H167ZM171 255V256H172ZM194 255V254H193ZM197 255V254H196ZM88 256V255H87ZM116 256V257H115ZM133 256V255H132ZM163 256L164 255H162L161 257H162V259L164 260L165 259V257L167 258V256H164V258H163ZM170 256V257H171ZM4 257V258H3ZM77 257V258H76ZM129 257V256H128ZM136 257V256H135ZM160 257V258H161ZM169 257V256H168ZM177 257V256H176ZM176 257H175V259H176ZM8 258V259H7ZM84 257H81V261H85L84 259H83ZM154 258V259H155ZM173 258V257H172ZM260 258H262V257H260ZM4 259H7L6 260V262H3L4 261ZM118 259H120V258H118ZM133 259V257L131 258V260ZM156 259H159V258H156ZM174 259V260H175ZM197 259H198V257H197ZM217 259V258H216ZM263 259V258H262ZM260 260V261H263V260ZM9 260V261H8ZM79 260V262H78V264L80 263L81 264V261H80V259H78ZM108 260H106L107 262H108ZM130 260V259H129ZM135 260V259H134ZM160 260V259H159ZM206 260V259H205ZM8 261V262H7ZM47 261V262H46ZM116 261V260H115ZM114 261V262H115ZM166 261V260H165ZM217 261V260H216ZM255 261V260H254ZM43 262V263H42ZM132 262V261H131ZM134 262H136L137 263V261H134ZM134 262H133V264H134ZM158 262V261H157ZM160 262V261H159ZM161 262H162V260H161ZM164 262V261H163ZM82 263H85V262H82ZM155 263H156V261H155ZM188 263V262H187ZM199 263H202V262H199ZM264 263V262H263ZM85 264H87V263H85ZM101 264V263H100ZM131 264V263H130ZM139 264V263H138ZM159 264H162V263H159ZM165 264V263H164ZM221 264V263H220ZM262 264V263H261Z\"/></svg>", "mask_w": 264, "mask_h": 264}, {"label": "snow or ice", "instance_id": "3", "mask_svg": "<svg viewBox=\"0 0 264 264\" xmlns=\"http://www.w3.org/2000/svg\"><path fill=\"white\" fill-rule=\"evenodd\" d=\"M262 6H264V0H261Z\"/></svg>", "mask_w": 264, "mask_h": 264}]
</instances>
